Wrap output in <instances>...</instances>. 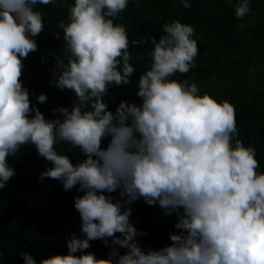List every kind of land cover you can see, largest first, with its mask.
Segmentation results:
<instances>
[{
  "label": "clouds",
  "instance_id": "clouds-1",
  "mask_svg": "<svg viewBox=\"0 0 264 264\" xmlns=\"http://www.w3.org/2000/svg\"><path fill=\"white\" fill-rule=\"evenodd\" d=\"M54 2L0 0V189L15 175L9 156L31 145L51 165L41 181L80 193L73 199L80 235L69 233L67 253L39 264H264V172L255 148L237 138L234 106L171 79L195 66L193 26L174 20L162 25L158 39L149 34L130 42L125 26L114 23L128 0H74L67 22L57 24L64 45L59 54L49 51L55 58L49 86L70 90L75 100L46 118L37 105L47 94L32 104L21 76L45 28L35 6ZM250 11L249 0L235 6L239 19ZM130 43H150L151 63L138 77L141 103L121 99L113 111L105 101L109 87L130 84L136 70ZM59 144L79 149L83 159L73 163ZM139 200L175 215L170 244L141 246L138 237L146 233L130 220ZM96 240L109 248L106 257L85 251ZM19 255L37 264L30 253Z\"/></svg>",
  "mask_w": 264,
  "mask_h": 264
},
{
  "label": "trees",
  "instance_id": "trees-1",
  "mask_svg": "<svg viewBox=\"0 0 264 264\" xmlns=\"http://www.w3.org/2000/svg\"><path fill=\"white\" fill-rule=\"evenodd\" d=\"M184 8L181 0H128L127 8L114 23L125 26L128 39L159 38L162 25L178 20L194 28L198 55L195 66L185 74L176 73L171 79L195 83L199 94L207 93L218 102L227 100L235 108L238 139L256 150L260 162L258 171L264 172V0H249L251 11L243 19L235 16L239 0H189ZM74 0H55L53 4L36 5L42 14L44 30L36 37L38 51L24 60L21 76L32 104L36 95L44 92L47 102L38 104L46 118H52V109L69 106L75 100L70 90L49 86L50 68L54 50L63 47L60 21L67 22L68 9ZM53 32H60L56 39ZM151 44L132 46L130 63L136 68L128 85L109 87L105 96L109 109H115L121 99L140 104L136 95L138 77L149 69ZM104 146L107 139L102 142ZM57 151L69 156L73 163L83 159L79 149L59 144ZM9 165L15 175L0 189V264H25L20 252L30 253L37 264L53 254H66V236L80 235V217L73 199L80 193L75 188L64 191L60 181L40 180V173L51 165L40 158L34 146H22L15 156H9ZM114 197L117 194H112ZM130 220L146 235L138 237L144 249H158L171 243L169 233L175 231V215L165 216L158 206H149L143 200L131 205ZM90 251L98 258L106 257L109 248L102 241L90 242ZM121 253L125 249H120ZM79 255V253H77Z\"/></svg>",
  "mask_w": 264,
  "mask_h": 264
}]
</instances>
